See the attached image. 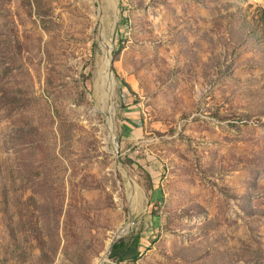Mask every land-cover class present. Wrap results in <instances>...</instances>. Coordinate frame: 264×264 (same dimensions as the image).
Segmentation results:
<instances>
[{"label":"rangeland","instance_id":"rangeland-1","mask_svg":"<svg viewBox=\"0 0 264 264\" xmlns=\"http://www.w3.org/2000/svg\"><path fill=\"white\" fill-rule=\"evenodd\" d=\"M0 264H264V0H0Z\"/></svg>","mask_w":264,"mask_h":264},{"label":"bare ground","instance_id":"bare-ground-1","mask_svg":"<svg viewBox=\"0 0 264 264\" xmlns=\"http://www.w3.org/2000/svg\"><path fill=\"white\" fill-rule=\"evenodd\" d=\"M117 21V16L115 17V19L113 20V35L116 34V23ZM113 44L108 46V49L106 51V54L104 56L103 59V63L100 65V70L97 73V78L95 81V90L97 93V96L99 98V100L102 102V109L105 111V113L108 116L110 115V103H109V97L111 98V88L113 87V74L110 72L109 70V60H110V52L112 49ZM112 74V76H111ZM112 110V107H111ZM112 141L115 140V135L112 131L111 137ZM122 235H120L119 237H121ZM117 237V238H119ZM108 256V254H107ZM107 256L104 258V260L107 258Z\"/></svg>","mask_w":264,"mask_h":264},{"label":"trees","instance_id":"trees-1","mask_svg":"<svg viewBox=\"0 0 264 264\" xmlns=\"http://www.w3.org/2000/svg\"><path fill=\"white\" fill-rule=\"evenodd\" d=\"M139 245V234L135 235L133 240L130 242H126L121 239L113 244L110 257L114 258L118 262L137 260L140 256Z\"/></svg>","mask_w":264,"mask_h":264},{"label":"water","instance_id":"water-1","mask_svg":"<svg viewBox=\"0 0 264 264\" xmlns=\"http://www.w3.org/2000/svg\"><path fill=\"white\" fill-rule=\"evenodd\" d=\"M113 56H112V52H110V60H109V70L110 72L113 74L114 76V71H113ZM115 151L117 152V150L115 149ZM118 163H120L119 160H117ZM130 222H131V217H130ZM118 240V238H114L111 242V244L109 245V249H108V256L110 255L111 253V250H112V246L113 244Z\"/></svg>","mask_w":264,"mask_h":264}]
</instances>
